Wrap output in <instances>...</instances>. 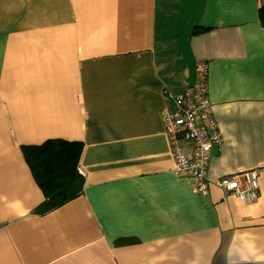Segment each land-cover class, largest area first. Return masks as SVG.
Listing matches in <instances>:
<instances>
[{"label": "crops", "instance_id": "crops-1", "mask_svg": "<svg viewBox=\"0 0 264 264\" xmlns=\"http://www.w3.org/2000/svg\"><path fill=\"white\" fill-rule=\"evenodd\" d=\"M264 0H0V264H264ZM208 67V193L173 172L161 111ZM83 145L45 214L21 147ZM259 171L244 203L213 184Z\"/></svg>", "mask_w": 264, "mask_h": 264}, {"label": "built area", "instance_id": "built-area-1", "mask_svg": "<svg viewBox=\"0 0 264 264\" xmlns=\"http://www.w3.org/2000/svg\"><path fill=\"white\" fill-rule=\"evenodd\" d=\"M208 67L205 62L195 66V82L178 95L168 94L172 110L161 111L173 172L189 177L195 194L206 196L210 182L207 170L213 149H219L222 136L212 114L207 96ZM259 171L232 173L213 182L223 194L244 203H253L259 196Z\"/></svg>", "mask_w": 264, "mask_h": 264}, {"label": "trees", "instance_id": "trees-1", "mask_svg": "<svg viewBox=\"0 0 264 264\" xmlns=\"http://www.w3.org/2000/svg\"><path fill=\"white\" fill-rule=\"evenodd\" d=\"M258 16L264 27V5ZM83 145L60 139L47 140L38 146H23L21 152L44 201L34 213L45 215L77 198L84 179L78 172Z\"/></svg>", "mask_w": 264, "mask_h": 264}]
</instances>
